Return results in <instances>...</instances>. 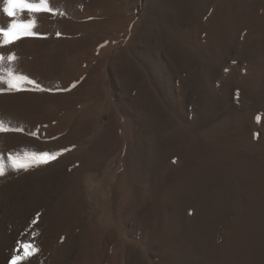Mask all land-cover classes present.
<instances>
[{"label":"rangeland","instance_id":"1","mask_svg":"<svg viewBox=\"0 0 264 264\" xmlns=\"http://www.w3.org/2000/svg\"><path fill=\"white\" fill-rule=\"evenodd\" d=\"M27 2L0 0L32 22L0 35V264H264V0Z\"/></svg>","mask_w":264,"mask_h":264},{"label":"snow or ice","instance_id":"2","mask_svg":"<svg viewBox=\"0 0 264 264\" xmlns=\"http://www.w3.org/2000/svg\"><path fill=\"white\" fill-rule=\"evenodd\" d=\"M24 9H27L28 11L40 10L37 6L28 3L27 0H5L4 12L8 15V17L14 18L17 10L22 11ZM31 23H32L31 21H17L13 19L12 23L8 26L7 30H5L4 28H0V35H3V37L5 38L4 39L5 43H10L11 42L10 37L17 35L16 30L18 28L23 27L27 29L31 26ZM27 34L32 35V33L30 32ZM14 58H15L14 56L8 57L9 60H12ZM0 59H3V57H0ZM22 79L27 80V77H23ZM32 83H35V81H32ZM9 84L12 88L16 89V84L13 82L12 79L9 80ZM74 86L75 85H73V87ZM43 156L47 157L49 156V154L43 153ZM52 158L54 159L55 157ZM40 163H47V160L42 159ZM17 243L20 245V248L16 249L17 253H19V251L22 250L24 254L22 256L19 254L12 255L9 264H18L19 261L26 260L33 254V245H31L28 242H20V241H18Z\"/></svg>","mask_w":264,"mask_h":264}]
</instances>
